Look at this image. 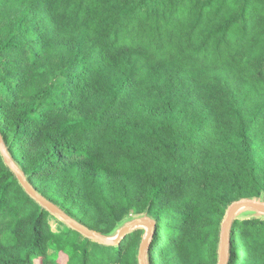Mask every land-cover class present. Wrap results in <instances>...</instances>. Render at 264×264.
Returning a JSON list of instances; mask_svg holds the SVG:
<instances>
[{
    "label": "trees",
    "instance_id": "1",
    "mask_svg": "<svg viewBox=\"0 0 264 264\" xmlns=\"http://www.w3.org/2000/svg\"><path fill=\"white\" fill-rule=\"evenodd\" d=\"M0 131L90 229L148 212L152 264H217L227 207L264 198V0H0ZM140 237L87 240L0 156V264H137ZM231 244L264 264V219Z\"/></svg>",
    "mask_w": 264,
    "mask_h": 264
},
{
    "label": "water",
    "instance_id": "2",
    "mask_svg": "<svg viewBox=\"0 0 264 264\" xmlns=\"http://www.w3.org/2000/svg\"><path fill=\"white\" fill-rule=\"evenodd\" d=\"M0 156L5 166L14 174L24 192L34 202L66 227L79 233L87 240L107 247H117L128 235L140 231L141 237L136 257L137 264H152L150 249L155 237L157 221L148 212L125 220L110 234L99 233L71 216L61 206L50 201L32 185L23 168L10 152L1 131ZM255 218L264 219V198H244L232 202L227 207L220 226L217 264H230L231 262V235L235 222Z\"/></svg>",
    "mask_w": 264,
    "mask_h": 264
},
{
    "label": "rangeland",
    "instance_id": "3",
    "mask_svg": "<svg viewBox=\"0 0 264 264\" xmlns=\"http://www.w3.org/2000/svg\"><path fill=\"white\" fill-rule=\"evenodd\" d=\"M53 228H56V223L52 222Z\"/></svg>",
    "mask_w": 264,
    "mask_h": 264
}]
</instances>
